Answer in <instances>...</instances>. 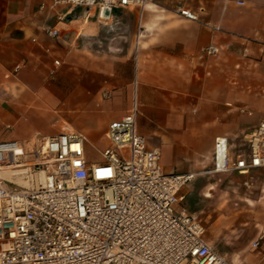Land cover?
<instances>
[{
  "label": "crops",
  "instance_id": "obj_1",
  "mask_svg": "<svg viewBox=\"0 0 264 264\" xmlns=\"http://www.w3.org/2000/svg\"><path fill=\"white\" fill-rule=\"evenodd\" d=\"M211 44L218 53H204ZM252 100L264 104V0H150L106 19L48 0H0V142L32 150L69 125L84 135L86 153L100 150L136 107L137 131L160 149L164 172L196 178L214 172L217 137L228 138L231 155L247 150L264 116ZM243 139L236 150L231 142ZM193 189L179 194L199 218L204 189ZM247 200V211L203 217L213 232L206 240L231 264H264V187Z\"/></svg>",
  "mask_w": 264,
  "mask_h": 264
},
{
  "label": "built area",
  "instance_id": "obj_2",
  "mask_svg": "<svg viewBox=\"0 0 264 264\" xmlns=\"http://www.w3.org/2000/svg\"><path fill=\"white\" fill-rule=\"evenodd\" d=\"M48 1L106 19L150 0ZM178 11L198 19L188 8ZM48 34L60 35L56 28ZM218 52L213 44L204 48ZM136 114L133 107L108 130L100 162L90 160L84 135L69 125L32 150L18 140L0 142V166L19 169L27 183L0 178V264H231L183 204L179 192L195 174L164 172L160 149L137 131ZM247 143L231 155L228 138L217 137L213 171L264 169V116Z\"/></svg>",
  "mask_w": 264,
  "mask_h": 264
},
{
  "label": "rangeland",
  "instance_id": "obj_3",
  "mask_svg": "<svg viewBox=\"0 0 264 264\" xmlns=\"http://www.w3.org/2000/svg\"><path fill=\"white\" fill-rule=\"evenodd\" d=\"M250 105L254 109L256 115L264 109V104H259L253 100ZM254 126L255 123L252 124V128H254ZM231 144H234L235 149L238 150L246 148L247 143L246 139H243L242 141L231 142ZM97 145L101 148L104 143L98 142ZM87 154L92 161H102L98 149L93 145L87 146ZM198 181H200L199 184H197ZM202 182V187L204 189L203 197L207 209V215L203 214L202 216H199V219H201L205 228V238L211 242L213 239L212 226L209 223L205 225L203 217L208 216V218L212 220L214 219V213L217 214L218 211L225 210V208H231L235 211H247V209H250L252 205L247 199H250L251 197L255 198L258 193H260V189L264 187V169H261V171H250L245 174L237 172H213L204 174L201 177H198L197 175L196 178L188 182L185 186L193 185V190L196 192L197 189L199 190L202 188ZM209 191L212 192V195L209 194ZM199 198L201 197H193V204H195L196 200ZM211 213H213L212 216L209 215Z\"/></svg>",
  "mask_w": 264,
  "mask_h": 264
},
{
  "label": "bare ground",
  "instance_id": "obj_4",
  "mask_svg": "<svg viewBox=\"0 0 264 264\" xmlns=\"http://www.w3.org/2000/svg\"><path fill=\"white\" fill-rule=\"evenodd\" d=\"M19 171H20L19 169H9V167L0 166V178L11 179L19 184L26 185L27 184L26 181H24L22 177L18 175ZM41 176L42 175H40V177Z\"/></svg>",
  "mask_w": 264,
  "mask_h": 264
}]
</instances>
